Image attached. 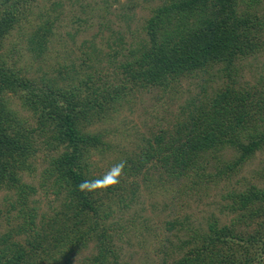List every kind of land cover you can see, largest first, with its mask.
<instances>
[{
    "label": "trees",
    "instance_id": "1",
    "mask_svg": "<svg viewBox=\"0 0 264 264\" xmlns=\"http://www.w3.org/2000/svg\"><path fill=\"white\" fill-rule=\"evenodd\" d=\"M30 3L0 0V192H5L0 216L11 215L8 224L13 225L0 235V264H72L89 248L85 264H132L116 244V221L108 222L118 214L113 198L141 175L148 174L152 189L156 181L192 177L203 185L238 173L264 150V80L245 87L230 79L209 99L194 102L172 128L143 136L138 150L116 160L113 176L97 174L93 158L112 150L113 128L94 126L112 123L140 91H166L215 66L230 71L256 54L264 46L255 38L264 30L259 9L264 0H164L151 10L144 36L119 60L114 76L93 62L94 70L81 78L73 64L71 80L64 74L68 65L60 78H46L30 76V63L21 64L28 55L35 61L44 57L53 34L50 16L37 24L25 22ZM63 4L54 0L52 9ZM27 25L31 30L24 41L4 52L12 32ZM12 96L31 119L13 108ZM44 148L50 158L42 184L50 183L61 208L39 225L32 199L38 189L25 175L36 170ZM255 173L264 182V164ZM226 198L221 208L226 221L212 214L207 227L172 223L184 235L178 243L171 241L161 264H264V187L248 182Z\"/></svg>",
    "mask_w": 264,
    "mask_h": 264
},
{
    "label": "rangeland",
    "instance_id": "2",
    "mask_svg": "<svg viewBox=\"0 0 264 264\" xmlns=\"http://www.w3.org/2000/svg\"><path fill=\"white\" fill-rule=\"evenodd\" d=\"M163 1L60 0L64 4L55 11L52 9L54 0H31L29 11H32L25 22L37 24L50 16L53 20V34L48 50L41 57L43 60L40 58L41 60L35 61L28 55L22 58L21 64L30 63L32 77L60 78L59 71L68 70L69 73L64 74L71 80L76 75L74 71L71 73L74 64V68L79 71L78 77L81 78L94 70L90 66L93 62L95 66L114 76L119 60H124V56L129 54L131 48L137 47L144 36L143 23L151 15V10ZM259 9L264 15L263 4ZM29 25L12 32L4 52L8 48L18 47L24 41L22 37H27L31 30ZM255 36L264 42V30L257 31ZM67 65L71 67L65 70ZM222 69V66H215L188 76L166 88V91L164 88L140 91L129 97L128 104L123 105L114 115L112 123L96 124L94 129L99 126L113 128L110 136L113 148L105 154L108 156L103 157L105 155L97 153L93 157L97 163L96 173L113 176L116 160L138 150L137 144L142 143L143 136L150 137L157 128H172L180 119H185L189 114L186 112L193 110L194 102L205 97L209 99L217 88L230 79L237 80L239 86L245 87L257 86L263 82L264 46L253 56L238 61L230 71ZM11 99L13 108L20 115L31 119V113L22 108L18 97L12 96ZM49 158V149L44 148L36 158V170L25 175L26 181L38 189L32 199L35 200L34 205L38 206L39 225L41 220H52L55 208H61V201L50 183L45 186L42 184ZM263 164L264 150L258 152L238 173L203 185L196 183L192 177L180 180L169 178L163 183L156 181V186L148 189V174L146 177L141 175L129 179L124 193H117L113 198L118 214L108 221H116L119 229L116 244L123 248L126 259L132 264H161L167 248L172 250V242L178 243V238L184 235V231L179 230L177 224L173 226V222L177 220L181 221L180 224L191 223L193 226L207 227V219L212 214L224 221L228 220L221 211L222 205L229 202L227 194L233 189L244 188L248 182L264 187V182L255 173ZM159 175L157 173L155 178ZM4 199L5 192L1 191L0 208L4 205ZM128 202L131 203L130 207L122 210L123 205ZM11 217L0 216V235L13 226L8 224ZM90 250L91 248L84 249L77 254L72 264H85V257Z\"/></svg>",
    "mask_w": 264,
    "mask_h": 264
}]
</instances>
